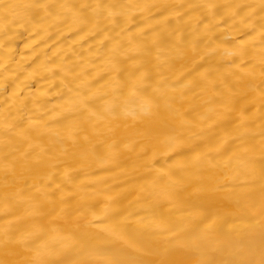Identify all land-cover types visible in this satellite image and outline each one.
Listing matches in <instances>:
<instances>
[{
	"label": "bare ground",
	"instance_id": "bare-ground-1",
	"mask_svg": "<svg viewBox=\"0 0 264 264\" xmlns=\"http://www.w3.org/2000/svg\"><path fill=\"white\" fill-rule=\"evenodd\" d=\"M0 264H264V0H0Z\"/></svg>",
	"mask_w": 264,
	"mask_h": 264
}]
</instances>
